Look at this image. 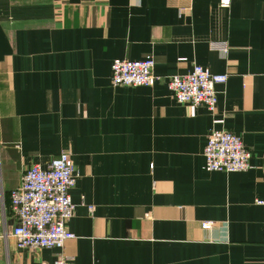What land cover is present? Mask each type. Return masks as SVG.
<instances>
[{
  "label": "crops",
  "instance_id": "0c3cea01",
  "mask_svg": "<svg viewBox=\"0 0 264 264\" xmlns=\"http://www.w3.org/2000/svg\"><path fill=\"white\" fill-rule=\"evenodd\" d=\"M115 58H151L157 80L111 85ZM193 65L227 75L213 112L167 89ZM212 129L241 138L248 169L203 168ZM62 151L67 264H264V0H0V264L60 251L16 247L8 193Z\"/></svg>",
  "mask_w": 264,
  "mask_h": 264
},
{
  "label": "built area",
  "instance_id": "2783aa9c",
  "mask_svg": "<svg viewBox=\"0 0 264 264\" xmlns=\"http://www.w3.org/2000/svg\"><path fill=\"white\" fill-rule=\"evenodd\" d=\"M229 0H219L227 6ZM211 49L227 52L223 41H212ZM153 60L115 58L110 65V83L113 86H152L157 80L153 73ZM225 73H213L207 68L193 65L185 74L167 78V89L178 103L201 105L213 112L217 103L216 85L225 82ZM203 168L207 171L236 172L250 167V152L241 138L230 131L212 129L202 151ZM77 176L74 164L67 152H60L46 164H31L23 170L18 185L9 191L10 210L15 218L9 234L18 248H56L51 264H67L62 249L67 239L74 234L66 228L73 216L74 204L70 190ZM264 206V198L255 199ZM90 208V206H89ZM202 222V228L210 227ZM264 253V236L261 241Z\"/></svg>",
  "mask_w": 264,
  "mask_h": 264
}]
</instances>
